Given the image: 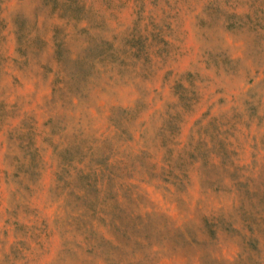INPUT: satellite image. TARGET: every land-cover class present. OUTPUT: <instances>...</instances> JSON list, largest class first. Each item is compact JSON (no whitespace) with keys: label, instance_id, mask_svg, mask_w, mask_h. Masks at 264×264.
<instances>
[{"label":"rangeland","instance_id":"obj_1","mask_svg":"<svg viewBox=\"0 0 264 264\" xmlns=\"http://www.w3.org/2000/svg\"><path fill=\"white\" fill-rule=\"evenodd\" d=\"M0 264H264V0H0Z\"/></svg>","mask_w":264,"mask_h":264}]
</instances>
